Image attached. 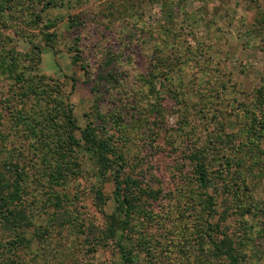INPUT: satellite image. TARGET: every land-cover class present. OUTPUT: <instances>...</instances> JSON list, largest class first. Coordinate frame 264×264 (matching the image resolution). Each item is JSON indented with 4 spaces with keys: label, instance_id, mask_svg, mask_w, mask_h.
I'll return each mask as SVG.
<instances>
[{
    "label": "rangeland",
    "instance_id": "374dc122",
    "mask_svg": "<svg viewBox=\"0 0 264 264\" xmlns=\"http://www.w3.org/2000/svg\"><path fill=\"white\" fill-rule=\"evenodd\" d=\"M261 101L264 0H0V261L264 264Z\"/></svg>",
    "mask_w": 264,
    "mask_h": 264
},
{
    "label": "trees",
    "instance_id": "16d2710c",
    "mask_svg": "<svg viewBox=\"0 0 264 264\" xmlns=\"http://www.w3.org/2000/svg\"><path fill=\"white\" fill-rule=\"evenodd\" d=\"M44 40L47 42V44L50 43L52 41V35L46 34ZM74 48L76 49V52H79V49L76 46ZM77 57H79V55H76V58ZM7 69L11 73L14 71L12 69V64H11L10 61H9L8 65H7ZM16 76H17V79H20V80L25 78L24 75H22L20 73H17ZM36 86H40V85L36 84ZM32 89H35V87L32 86ZM43 91H44V89H43ZM34 92H35V90H34ZM262 102H263V104H262ZM260 104L262 106V110L260 112L261 113V117L256 121V124L259 125L260 132L263 134V136L260 135L261 137H259V138H264V101H261V103H259V105ZM260 113H259V115H260ZM50 115L52 116L53 114H50ZM53 121L54 120H52V119L48 120L47 121V123H48L47 126L48 125L53 126L54 125ZM68 124H70V125L74 124V117L72 115L69 116ZM80 131H81V134H82L81 135V139H77L74 135H70V140L73 142L72 143L73 146L74 145L83 146V148H85L87 151H91L92 153H95V154L99 155L100 158L107 159V158H109L108 155L112 156L113 159L115 160L117 166H118V169L115 171L116 174H115V179H114L115 182H116V185H117L116 192H115V199H116V204H117L118 211H120V212H122L124 214L123 224L126 225L128 223V220L131 217V208L133 207V205H132V200L130 199V196L127 195L126 193L122 192V189H121L122 188L121 187L122 181H121V177L120 176H121V172H122V170L124 168L123 162H122L123 159L116 151H114L111 147H109L107 142H103L101 140H97L96 139V137H97L96 133L94 132V130L92 128L91 129L87 128V129H82V130L80 129ZM250 143H252V142H250L248 140L247 144H250ZM201 155L202 154H200V151H195L194 158H193V160L195 162V174L198 176V177L197 176L196 177L198 178L199 185L201 187H203L204 189L208 190L210 180L206 176V173H207L206 167H207V165L203 161V159H202L203 157ZM228 160H229V158H228ZM258 166L261 169L262 166L259 165V164H258ZM2 178H3V172L0 171V201L3 203L2 206L4 207V210L2 209V211H4L3 213L6 216L8 214L12 216V214H13L12 213V211H13L12 206L14 205L15 200L14 199L12 200L10 198L7 199L4 196V194H5L4 190H5L6 186H7V189L9 187L13 186V182L12 183L8 182L7 184L4 185L2 183ZM0 216H2L1 212H0ZM10 244L12 245V243H10ZM0 245H1V247L3 246L2 247L3 249L1 251H10L11 250V247H9V250H8V249L5 248L6 247L5 245H2V244H0ZM120 250L122 252L123 261L126 264H133L132 263V259L129 256V253L126 252L125 246L120 244ZM230 253H231V255H230ZM227 254L230 257V260H229L228 263H230V264H240V262L238 260L239 257L237 256V253L235 252V250L232 247L229 248V252ZM1 262L4 264L5 261H0V264H1Z\"/></svg>",
    "mask_w": 264,
    "mask_h": 264
}]
</instances>
